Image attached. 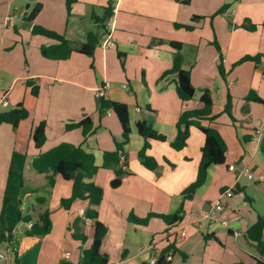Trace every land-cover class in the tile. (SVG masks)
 <instances>
[{
    "label": "crops",
    "instance_id": "1",
    "mask_svg": "<svg viewBox=\"0 0 264 264\" xmlns=\"http://www.w3.org/2000/svg\"><path fill=\"white\" fill-rule=\"evenodd\" d=\"M40 5L37 16L28 20ZM107 9L111 25L105 17ZM187 25L193 28L188 30ZM35 26L70 41V58L43 57L41 49L57 41L35 35ZM91 34L97 43L94 54L88 56L78 48ZM108 34L115 47L106 49L103 43ZM173 42L182 45V69L190 73L195 88L189 101L179 97L178 75L171 72L177 53ZM247 56L257 60H243ZM31 79L40 87L32 103L34 123L47 124V140L41 148L30 145L20 206L31 222L17 225L15 249L7 242L0 245L5 256L0 264H83L84 250L93 243L95 222L85 220L84 244L73 239L70 227L84 218L87 201H76L70 210L54 211L53 228L47 236L26 235L46 210L72 194L73 183L50 172L53 185L41 174L47 182H43L44 196L33 168L37 156L64 142L82 146L95 158V183L104 193L95 209L107 229L101 252L109 257L108 264H147L154 243L163 251L168 245L176 249L168 264L264 262L246 237L259 217L264 218V180L245 175H264V0H76L70 11L66 0H0V112L22 106ZM106 83L110 87L104 99L129 108L126 166L121 159L104 167L105 153L115 151L116 143L123 141L118 116L112 109L101 111L98 89ZM205 90L212 98L215 118L202 124L223 136L228 165L211 166L205 184L189 200L184 191L197 180L205 136L191 127L182 150L174 149L172 143L182 114L203 108ZM251 92L263 102L247 100ZM229 98L231 109L225 112ZM86 118L92 121L93 134L85 136L83 128L67 129ZM137 121H145L166 138L149 140L146 154L157 161L154 170L143 164L140 152L146 139L138 133ZM14 141L13 126L0 124V212ZM228 190L234 191L233 197L212 217L218 197ZM38 197L45 201L39 203ZM180 207L183 220L174 226L159 217H152L146 225L130 219L131 215L140 219L150 214L171 215ZM175 227L188 236L167 243ZM67 252L70 259H64Z\"/></svg>",
    "mask_w": 264,
    "mask_h": 264
},
{
    "label": "trees",
    "instance_id": "2",
    "mask_svg": "<svg viewBox=\"0 0 264 264\" xmlns=\"http://www.w3.org/2000/svg\"><path fill=\"white\" fill-rule=\"evenodd\" d=\"M76 0H66L68 11L71 10L73 3ZM41 9V5L35 8L27 17L28 20H33ZM108 15L111 17L110 9H107ZM105 18V19H106ZM198 18V17H195ZM191 30L192 26H184ZM256 27H252L255 29ZM35 35H41L57 41V44L41 49L43 57L51 60H67L72 53V46L63 35L49 30L42 26H35L33 29ZM95 35H89L88 41L82 44L78 51L92 56L96 49ZM172 46L177 49L174 57L172 73L178 75V95L183 101H189L194 97L195 88L191 81L189 72L182 69L183 57L180 53L182 45L180 43H172ZM243 60H257V57L247 56ZM26 96L20 108L10 111L0 112V124H11L15 130V141L11 157V163L7 176L6 189L2 202V209L0 212V245L4 242L9 243L15 249L14 231L20 222L30 223L31 218L24 216L20 206V198L24 190V170L26 159L29 154L31 143H34L36 148H41L47 140V124L42 122L35 126L32 103L39 95V85L35 80H28L26 83ZM247 100L255 102H263L261 98L250 93ZM203 108L195 111H188L182 114L178 121V135L172 147L176 150H182L186 145L190 136L191 127L198 128L205 136V144L202 148V158L199 165L197 180L191 184L185 191L186 199H192L197 190L201 188L208 177L209 168L213 165H228L227 158V144L223 136L217 129L212 126H204L203 120L212 121L215 117L213 115V101L208 90L204 91L201 97ZM108 109H112L118 116L123 129V141L116 143V150L113 152H106L104 155V167L109 168L124 159L126 166V158L124 148L128 144L131 126L130 114L127 105L108 101L102 98L101 111L105 113ZM231 98L225 106L224 111L230 112ZM75 128H83L85 136L93 134V124L90 118L74 124L67 125L68 130ZM136 129L138 133L146 139V143L140 152L143 159V164L150 170L157 168L158 163L155 158L146 154L150 148L149 140L165 141V136L155 131L145 121H137ZM34 170L43 175H47L49 184L53 185L54 178L48 176L50 172L54 175H60L64 180L73 183L72 194L70 197L62 198L59 204L55 207L49 208L41 216L39 222L32 224L31 229L26 231L27 236L44 237L50 234L53 224L51 215L59 208L70 210L76 201H87L88 206L84 209V218L76 219L70 227L73 239L84 244L87 241L86 235V219H91L95 222L94 239L92 246L84 250L82 258L83 264H108L110 259L107 255L102 254L101 246L104 237L107 234L105 225L99 220L98 212L95 207L99 206L103 200V190L95 183L97 166L95 165V158L92 153L87 152L82 146H76L71 143H61L58 146L50 149L37 156L33 160ZM37 201L43 203L45 199L38 197ZM152 217H159L163 219L168 225L174 226L183 220V208L180 207L175 213L171 215H156L150 214L144 219H140L135 215H131L130 219L137 224H148ZM246 237L249 241L256 245L260 255L264 256V218L259 217L256 224H254L247 231ZM172 251L176 252L173 247L163 251L160 255L157 264H168L166 255ZM257 264H264V262L257 260Z\"/></svg>",
    "mask_w": 264,
    "mask_h": 264
},
{
    "label": "built area",
    "instance_id": "3",
    "mask_svg": "<svg viewBox=\"0 0 264 264\" xmlns=\"http://www.w3.org/2000/svg\"><path fill=\"white\" fill-rule=\"evenodd\" d=\"M112 23V19L110 18L109 21H108V25H111ZM103 47L106 48V49H109V48H113L115 47V41L111 38V35L108 34L104 40V43H103ZM110 87V84L109 83H106L105 85H103L102 87H100L98 89V95L99 97L101 98H104L105 95H106V89ZM229 170L230 171H234L235 170V166L234 165H230L229 166ZM245 175L249 178V179H252V180H264V175H261L259 177H254L251 173L249 172H245ZM234 195V191L233 190H228V191H224L223 193L220 194V196L218 197L216 203H215V207H214V211L212 213V217H217V214L222 211L224 209V207L226 206L228 200L230 198H232ZM188 235H187V232L185 230H180V229H177L176 227L173 228L169 235H168V239H167V243L170 242V240H174V241H177L178 239H181V238H186ZM169 246L171 245H168V248ZM150 250H151V254H150V257L147 261V264H157L158 261H159V258H160V255L161 253L163 252V250H160L159 249V245L158 243H154L150 246ZM172 251H170L167 255H166V261L169 262L171 261L172 259ZM4 254L3 253H0V258H4ZM71 257V254L69 252L65 253L64 254V259H70Z\"/></svg>",
    "mask_w": 264,
    "mask_h": 264
},
{
    "label": "rangeland",
    "instance_id": "4",
    "mask_svg": "<svg viewBox=\"0 0 264 264\" xmlns=\"http://www.w3.org/2000/svg\"><path fill=\"white\" fill-rule=\"evenodd\" d=\"M37 173V172H36ZM36 175H38V180H37V182H38V188H40V191H42L43 193V195L44 196H46L45 194H47L46 193V191H43V190H46V189H43L44 187H43V182L44 183H46L47 184V182H45L44 181V177L41 175V174H36ZM244 181H247L248 183H250V184H252L253 183V181H251V180H247V179H244ZM45 192V193H44ZM27 208H28V203L24 206V209H25V212L27 211ZM36 216H37V214H36Z\"/></svg>",
    "mask_w": 264,
    "mask_h": 264
}]
</instances>
